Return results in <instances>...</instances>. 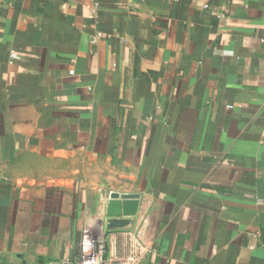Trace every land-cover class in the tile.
<instances>
[{"label": "crops", "instance_id": "crops-1", "mask_svg": "<svg viewBox=\"0 0 264 264\" xmlns=\"http://www.w3.org/2000/svg\"><path fill=\"white\" fill-rule=\"evenodd\" d=\"M112 192L132 229H105ZM97 236L264 264V0H0V264Z\"/></svg>", "mask_w": 264, "mask_h": 264}, {"label": "water", "instance_id": "water-1", "mask_svg": "<svg viewBox=\"0 0 264 264\" xmlns=\"http://www.w3.org/2000/svg\"><path fill=\"white\" fill-rule=\"evenodd\" d=\"M139 204L138 194L112 192L106 210L105 229L109 231L132 229Z\"/></svg>", "mask_w": 264, "mask_h": 264}, {"label": "built area", "instance_id": "built-area-1", "mask_svg": "<svg viewBox=\"0 0 264 264\" xmlns=\"http://www.w3.org/2000/svg\"><path fill=\"white\" fill-rule=\"evenodd\" d=\"M143 256L144 252L138 249L117 259L107 258L105 239L97 236L84 239L79 258L73 262L65 261L63 264H141Z\"/></svg>", "mask_w": 264, "mask_h": 264}]
</instances>
